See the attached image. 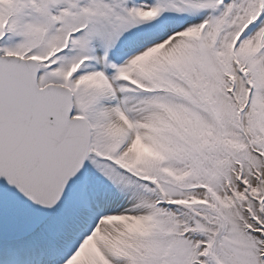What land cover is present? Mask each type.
Instances as JSON below:
<instances>
[{
	"label": "snow or ice",
	"instance_id": "1",
	"mask_svg": "<svg viewBox=\"0 0 264 264\" xmlns=\"http://www.w3.org/2000/svg\"><path fill=\"white\" fill-rule=\"evenodd\" d=\"M0 264H264V0H0Z\"/></svg>",
	"mask_w": 264,
	"mask_h": 264
}]
</instances>
